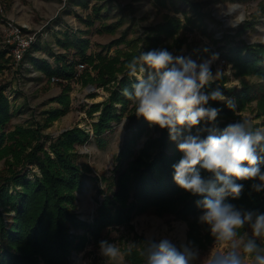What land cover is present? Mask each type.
<instances>
[{
  "label": "trees",
  "instance_id": "trees-1",
  "mask_svg": "<svg viewBox=\"0 0 264 264\" xmlns=\"http://www.w3.org/2000/svg\"><path fill=\"white\" fill-rule=\"evenodd\" d=\"M154 1L161 5L169 1L174 11L185 15V22L182 23L177 16L168 15L165 21L146 27L148 33L138 40L130 39L125 42L126 48H117L111 56L104 51H110L114 44L123 42L122 37L102 45L99 51L93 53L89 52L90 39L82 35L71 37L65 32L58 42L65 49H73L76 59L69 60L61 53L56 55V65L52 66L46 59L31 57V62L37 64L48 79L55 76L70 80L75 75L79 61H84L96 70L95 76L85 72L82 79L109 91L107 99L92 103L87 111L89 115L99 111L97 119L91 123L92 137L97 146H104L108 142L107 132L113 129L115 123L127 117L126 125L130 134L115 158L112 177H101L105 186L99 187V192L104 193V196L92 221L81 219L75 210L76 194L85 177V169L77 160L76 145L87 141L91 133L79 126L68 128L55 137L39 133V127L16 126L13 130H8L6 124L11 117L10 102L3 93L5 85H0V159L5 157L4 163L8 165L9 171L4 174L0 170V264H66L73 250H82L90 237L95 241L99 240L105 228L110 225H126L133 231L131 244H135V247L131 251L129 246L124 247V258L130 264H146V257L143 255L146 243L156 241L134 231L131 220L135 215L148 210L185 221L188 226L186 242L191 248L203 249L215 240L209 227L198 220L203 209L197 202L205 196L193 195L181 189L173 179V165L183 156L178 150L182 136L173 141L167 129L150 125L143 117H138L134 101L122 94L125 88L131 91L132 84L137 82L136 76H130L127 68L134 57L160 49L170 37L183 30L206 28V13L201 11L200 2ZM77 2L83 6L88 5V2L82 0ZM100 10L101 8L93 7L96 16ZM190 11L192 13L189 15ZM87 23L92 24V19L87 20ZM116 27V24H105L99 30L112 32ZM240 30L245 28L239 26L238 31ZM224 37L226 43L219 50L233 64L236 73L254 74L260 81L243 83L242 88L236 91L235 88L224 86L227 78L222 76L205 85L202 91L210 93L219 88L224 95L235 97L238 109L257 100L260 115L264 113V41L249 43L244 39L236 40L231 33ZM178 41L182 42V39ZM169 46L167 44L163 48L168 49ZM6 52V49L0 51V69L4 66ZM210 53V48H197L190 54L192 59H200ZM70 89V84L64 83L61 93L53 98L61 106L47 111L46 125L67 112ZM207 106L220 109L217 119L214 122L202 121L191 130V134L196 135L198 129H203L199 132L201 138L220 135L227 125L232 124L226 119L235 117L236 122L244 120L237 117L235 110L229 109L226 103L209 101ZM151 126L157 133L149 136L134 151L133 143ZM182 134L189 133L184 129ZM30 164H36L40 168V173L35 174L34 180L27 178ZM197 170L205 180L214 179L213 173L199 165ZM261 170L264 171V164L261 165ZM236 183L244 186L240 197L234 199L229 196L225 198V202L242 211L264 214V190L257 192L252 187L259 181L236 180ZM10 184L15 189L14 193L9 191ZM11 211L14 213H10ZM247 227L246 225L238 230V234L243 235ZM257 243L264 246L258 240ZM95 264L107 263L98 258Z\"/></svg>",
  "mask_w": 264,
  "mask_h": 264
},
{
  "label": "rangeland",
  "instance_id": "rangeland-1",
  "mask_svg": "<svg viewBox=\"0 0 264 264\" xmlns=\"http://www.w3.org/2000/svg\"><path fill=\"white\" fill-rule=\"evenodd\" d=\"M82 1L88 2V5L83 6L77 0H0V51L7 50L4 54V66L0 69V85H5L3 93L10 102L11 117L6 124L8 130H13L16 126L39 127V133L55 137L68 128L79 126L86 128L91 133V137L87 141L76 145L77 160L85 169V177L83 185L76 194L75 210L81 219L92 221L95 210L104 196V193L99 192V189L105 186V181L101 180V177H112L115 158L130 134L126 125L127 117H123L121 121L114 124L111 131L107 132L108 142L104 146H97L94 137H92L91 123L97 119L99 111L92 115H89L87 111L92 103L107 99L109 91L82 79L85 72L95 76L96 70L85 64L84 61H79L78 64L82 62L84 66L76 65L73 78L65 80L58 77V80H52V78L48 79L37 64L30 61L31 56L46 59L54 66L56 62L53 54L56 56L63 53L69 60L76 59L77 55L73 49L64 50L56 41V38H62L63 30H69V28H72L69 30L72 32L71 37L82 35L91 40L89 52L93 53L99 51L102 45L122 37L123 42L114 44L110 51H104L111 56L115 54L117 48H126L125 42L128 40H138L139 37L148 33L146 27L165 21L168 15L177 16L184 23L185 15L174 11L169 1L165 5L158 4L154 0ZM195 1L201 3V11L206 13L205 30L202 27L183 30L170 37L161 45L160 49H164L165 45L170 44L167 50L174 56L190 58L197 64L210 61L213 74L217 70L222 72L220 77L227 78L224 86L235 88L236 91L242 88L243 83L259 82L260 79L254 74H237L233 64L222 55L219 48L226 43L224 36L227 33L233 34L236 40L244 39L249 43L264 41V0ZM95 6L101 8L97 16L93 11ZM227 9H235V12L227 14ZM191 13L190 11L189 15ZM239 14L244 15V22L232 27L233 17ZM86 19H92L93 23L87 24ZM8 21L21 27L23 32L33 33L36 31L38 35L37 40L19 62L14 60L10 47L5 41ZM105 24H116L117 27L112 32L100 31L101 26ZM239 26L245 30L239 32ZM60 32L62 35L59 34ZM83 32L86 34L84 35ZM180 39L182 42L178 41ZM197 48H210L211 53L200 59H192L193 56L190 53ZM222 59H225V62H222ZM147 74L146 71L143 75L146 77ZM139 75L142 74L137 72V76ZM64 83H69L71 86L68 92V110L46 125L47 111L61 106L53 98L61 93ZM225 96L236 102L235 97ZM258 108L257 100H252L246 103L242 109L236 107L235 114L237 117L251 121L254 128L264 127V113L259 115ZM235 120V117L226 119L230 123H235ZM156 133L157 131L151 126L140 139L133 143V150L137 151L144 140ZM4 160L5 157L0 159V170L7 174L9 172L8 165H5ZM27 169L29 170L27 178L30 180H34L35 174L40 173V168L36 164H30ZM9 191L10 193L15 191L11 184ZM131 222L134 231L147 239L153 238L156 242L168 239L177 248L187 245V223L175 219L172 215H158L154 211L148 210L135 215ZM245 233L252 236L249 226L244 230L243 235L238 234L237 238L244 236ZM87 235H89L88 232ZM132 235L133 231L126 225H110L105 228L99 240L95 241L90 237L82 250H73L66 264H95L98 258L104 259L107 264H130L124 258L122 249L131 244ZM102 240L114 243L120 248L121 256L117 261H109L100 255L99 242ZM257 240L259 243H264V240L259 238ZM191 249L198 251V257L191 261V264H206L210 253L226 250V246L214 240L206 248ZM246 264H251V261H246Z\"/></svg>",
  "mask_w": 264,
  "mask_h": 264
},
{
  "label": "clouds",
  "instance_id": "clouds-1",
  "mask_svg": "<svg viewBox=\"0 0 264 264\" xmlns=\"http://www.w3.org/2000/svg\"><path fill=\"white\" fill-rule=\"evenodd\" d=\"M235 9L228 10L233 14ZM244 15H235L231 26L244 22ZM207 51V49H205ZM210 61L197 64L190 58L174 56L167 49H153L134 57L128 64V74L136 76L132 90H122V94L135 103V112L150 125L169 131L170 139H180L178 150L183 153L178 163L173 165L174 182L193 195H204L197 204L203 209L198 220L209 227L212 237L226 246V250L210 253L206 264H264V246L257 238L264 240V214L242 211L225 202V198H239L243 184L236 180H258L253 184L255 191L264 190V127L252 126L245 119L227 125L220 135L201 138L191 134V130L202 121L214 122L220 109L209 105V101L225 102L231 110H236V102L226 97L216 88L210 93L202 89L218 79L222 72L213 74ZM151 70V71H148ZM148 72L147 76L143 75ZM137 72L142 75L137 76ZM186 129L189 134L183 135ZM197 165L214 174V179L205 180L197 170ZM249 226L247 233L238 237V230ZM135 244H129V251ZM99 253L109 261H117L120 248L107 240L99 242ZM143 255L146 264H191L198 257L188 245L177 248L168 239L158 243H146Z\"/></svg>",
  "mask_w": 264,
  "mask_h": 264
},
{
  "label": "built area",
  "instance_id": "built-area-1",
  "mask_svg": "<svg viewBox=\"0 0 264 264\" xmlns=\"http://www.w3.org/2000/svg\"><path fill=\"white\" fill-rule=\"evenodd\" d=\"M37 32H23L21 27L15 25L11 21L6 24V43L9 45L11 53L15 61H21L25 52L34 44L37 40ZM225 62V59H222ZM78 66L83 67L84 64L80 62ZM52 80H58V77L53 76Z\"/></svg>",
  "mask_w": 264,
  "mask_h": 264
},
{
  "label": "crops",
  "instance_id": "crops-1",
  "mask_svg": "<svg viewBox=\"0 0 264 264\" xmlns=\"http://www.w3.org/2000/svg\"><path fill=\"white\" fill-rule=\"evenodd\" d=\"M87 24H89V23H87ZM89 25H91V24H89ZM72 28H69V30H71ZM69 30H63V33L65 34V32H68L69 34H70V36L72 35V32H70ZM59 34H61L62 35V33L60 32ZM63 34V35H64ZM63 35L61 36V37H63ZM85 35V34H84ZM58 39L59 38H56V41L58 42ZM90 42H91V40H90ZM59 43V42H58ZM60 44V43H59ZM61 45V44H60ZM62 47V46H61ZM64 48V47H63ZM64 50H65V48H64ZM33 56V55H32ZM31 56V57H32ZM53 56H54V61L56 62V56H55V54H53ZM35 57V56H34ZM30 61H31V59H30ZM52 64V63H51ZM53 65V64H52ZM54 66V65H53Z\"/></svg>",
  "mask_w": 264,
  "mask_h": 264
}]
</instances>
